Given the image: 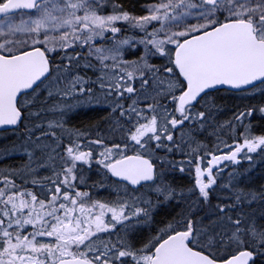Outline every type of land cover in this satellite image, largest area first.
Wrapping results in <instances>:
<instances>
[{"label": "snow or ice", "instance_id": "obj_1", "mask_svg": "<svg viewBox=\"0 0 264 264\" xmlns=\"http://www.w3.org/2000/svg\"><path fill=\"white\" fill-rule=\"evenodd\" d=\"M53 76L58 102L46 108L62 117L97 88L112 128L82 139L62 119L35 122ZM221 90L264 96V0H155L140 16L114 0H0V128L35 117L27 139L36 161L0 171V264H264V216L234 207L239 193L211 205L233 187L232 174L219 177L225 162L264 156L250 122L242 140L220 141L227 152L196 139ZM257 111L264 106L238 112L227 131ZM177 152L186 156L178 166L164 158ZM93 165L103 176L89 186ZM166 167L189 168L190 196L167 184ZM100 188L110 199L94 194ZM165 201L180 211L157 220Z\"/></svg>", "mask_w": 264, "mask_h": 264}, {"label": "trees", "instance_id": "obj_2", "mask_svg": "<svg viewBox=\"0 0 264 264\" xmlns=\"http://www.w3.org/2000/svg\"><path fill=\"white\" fill-rule=\"evenodd\" d=\"M115 3L121 5L124 11L129 12L132 15L140 16L146 14V7L155 2V0H114ZM111 8L107 9L110 13ZM125 36L133 39H138L135 35L136 31H125ZM139 49H137L138 51ZM131 58L135 59V56ZM59 63V61H57ZM83 63V61H82ZM81 74H84L81 72ZM87 76L91 80H95L96 77L93 75L91 70L87 71ZM53 95L49 97L47 91L40 93L42 99L37 104V107L33 109L35 112L39 110L41 113L40 120L37 123H47L55 119H62L66 129L73 131H80L85 133L89 138L94 139L97 136L106 134L108 130L112 128L110 121L113 118V114L108 110L110 108V101H106L101 95L97 88L93 89V95L90 97L71 100V107L65 108V114L61 117L60 113L51 111L45 107L44 101L47 100L49 104L57 103L56 92L61 87L60 84L56 83V76H53V80L49 82ZM75 103V109L72 108V104ZM264 106V96L257 90L255 93H233L225 90L219 91L215 96V108L213 109L212 117L209 124L205 126L206 130H201L196 136V139L204 147L215 150L216 146L220 144V141H226L227 143H234L236 140H242L241 133L244 131V126L249 124L252 135H264V114L253 112L252 117L248 118L243 125H236L233 131L228 132L227 128L235 124L234 116L240 111H244L249 107H262ZM29 124V126H28ZM27 129L20 130V133H0V138H5L0 141V158L8 159L11 162L13 155L20 150V153L25 158L28 157V149L30 142L27 139L30 135V126L32 128L33 123L29 121ZM58 133V132H57ZM19 134V140L16 139ZM59 134V133H58ZM4 135V136H3ZM85 137V136H84ZM221 151L227 152L228 149L224 148L220 144ZM10 150L12 155H8L7 151ZM10 154V153H9ZM244 155L242 152L241 155ZM163 157V154H161ZM253 159L245 161L240 165H232L231 163L225 162L228 166L223 172L219 174L220 179H223L225 183L229 182V175H231L230 183L233 186L231 191H228L223 186L221 189L213 194L210 198L211 205L215 206L221 201L232 200L235 194L239 193L242 195L237 205L242 212L249 216L259 219L264 216V156L260 153L251 154ZM10 158V159H9ZM166 158L168 161L175 165H179L181 162L186 161V156L181 153L169 154ZM6 166V165H3ZM10 166V165H8ZM223 167V166H222ZM165 176L167 177V184L174 188L177 192H184L185 195L190 196V189L194 179L193 173L188 167H185L183 173L179 172L176 168H165ZM220 180L218 179V183ZM254 196L255 199H251ZM155 199V197H153ZM194 199V198H193ZM187 203V202H186ZM164 207L155 219L167 220L170 219L176 212L180 211L174 207V202L165 201L163 203H157L156 207ZM207 207V205H205ZM199 204L197 202V209Z\"/></svg>", "mask_w": 264, "mask_h": 264}, {"label": "flooded vegetation", "instance_id": "obj_3", "mask_svg": "<svg viewBox=\"0 0 264 264\" xmlns=\"http://www.w3.org/2000/svg\"><path fill=\"white\" fill-rule=\"evenodd\" d=\"M35 120V117H33V121ZM29 121H31L32 122V120H26V121H24V125H18L16 128H14L13 130H11V131H5V132H3V133H12L13 134V132H17V133H20L21 131L20 130H24V129H27L28 128V126H29ZM35 122H37V121H35ZM28 124V126H25V125H27ZM33 127V126H32ZM65 127V126H64ZM30 128V130L32 131V128H31V126L29 127ZM66 128V127H65ZM58 133H59V129H57L56 130ZM15 135H17V137H16V139L17 140H19V138H20V135L19 134H15ZM6 138V137H5ZM4 138V139H5ZM87 138H89L88 136H85V137H82V139H87ZM32 151V149H31V147L29 146V149H28V152H31ZM10 159V158H9ZM9 161L8 159H1L0 158V171H5V172H10V171H12V170H17V171H19V170H22V169H25V168H28L29 167V165L30 164H35L36 163V161H30L29 159H28V157L26 158H24L23 156H22V154L20 153V150L18 149V151H17V153L12 157V161L11 162H6V163H4L5 161ZM3 165H6V166H3ZM8 165H10V166H8ZM35 171L37 172V173H42L43 175H49V174H51L49 171H45V170H43V169H41V168H39V167H37L36 169H35ZM102 176H103V174H102V172L101 173H97V171H96V166L95 165H93V169L91 170V171H86L85 172V179L87 180V182H88V184H89V186H91V185H93V184H95V185H99V182H100V180H101V178H102ZM104 179L106 180L107 178L106 177H104ZM30 189L32 188V185L31 184H28L27 185ZM82 187V190H83V186H81ZM94 194L95 195H97L100 199H102V200H106V199H110V197L107 195V190H106V188H100L99 190H94ZM164 210V207H155V209H154V213H157V214H159L161 211H163ZM157 216V215H156ZM155 216V217H156Z\"/></svg>", "mask_w": 264, "mask_h": 264}, {"label": "rangeland", "instance_id": "obj_4", "mask_svg": "<svg viewBox=\"0 0 264 264\" xmlns=\"http://www.w3.org/2000/svg\"><path fill=\"white\" fill-rule=\"evenodd\" d=\"M136 31L135 29H129V28H127V26H125V27H123L122 28V34L125 36V34H127L125 31ZM75 107H76V104L75 103H73L72 104V108L73 109H75ZM32 123H33V120H32ZM32 130H34V128L32 127ZM4 140V138H0V141H3ZM12 152V151H11ZM10 152V150H8L7 151V154L8 155H12V153ZM10 153V154H9ZM14 156V155H13ZM241 157H243V154L241 155ZM245 161V159H241V161H240V163L239 164H234V165H240V164H242L243 162Z\"/></svg>", "mask_w": 264, "mask_h": 264}, {"label": "water", "instance_id": "obj_5", "mask_svg": "<svg viewBox=\"0 0 264 264\" xmlns=\"http://www.w3.org/2000/svg\"><path fill=\"white\" fill-rule=\"evenodd\" d=\"M231 92H233V91H231ZM17 126H18V125H17ZM17 126H15V127L0 128V132H2V131H7V130H12V129L16 128Z\"/></svg>", "mask_w": 264, "mask_h": 264}]
</instances>
